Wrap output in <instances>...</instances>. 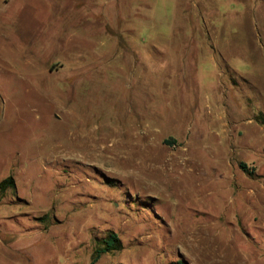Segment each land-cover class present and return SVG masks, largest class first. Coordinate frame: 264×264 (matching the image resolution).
Segmentation results:
<instances>
[{"label":"rangeland","instance_id":"374dc122","mask_svg":"<svg viewBox=\"0 0 264 264\" xmlns=\"http://www.w3.org/2000/svg\"><path fill=\"white\" fill-rule=\"evenodd\" d=\"M9 176L0 264H264V0H0Z\"/></svg>","mask_w":264,"mask_h":264},{"label":"trees","instance_id":"16d2710c","mask_svg":"<svg viewBox=\"0 0 264 264\" xmlns=\"http://www.w3.org/2000/svg\"><path fill=\"white\" fill-rule=\"evenodd\" d=\"M167 142L173 143L174 141L167 140ZM241 168L249 172V167L246 165V163H241ZM14 186H15V180L12 176H9L3 179L0 182V189L3 192L6 191L7 188L14 187ZM122 247H123V244H122V241L119 235L115 231H109L106 237L101 238L99 240L98 247L96 248L93 254L90 264H95L101 258L103 254L114 252V251H119L122 249Z\"/></svg>","mask_w":264,"mask_h":264},{"label":"bare ground","instance_id":"6f19581e","mask_svg":"<svg viewBox=\"0 0 264 264\" xmlns=\"http://www.w3.org/2000/svg\"><path fill=\"white\" fill-rule=\"evenodd\" d=\"M227 137V136H226ZM195 191V190H194ZM196 200H197V198H195ZM192 200V199H191ZM200 201V200H199ZM202 202V201H201ZM207 236V235H206ZM211 244V243H210ZM204 251V250H203ZM215 254V253H214ZM239 263H240V261H239Z\"/></svg>","mask_w":264,"mask_h":264}]
</instances>
